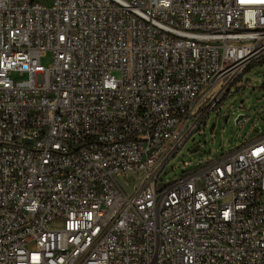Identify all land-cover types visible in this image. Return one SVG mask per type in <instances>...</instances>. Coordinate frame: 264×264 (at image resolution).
<instances>
[{
    "label": "built area",
    "instance_id": "obj_1",
    "mask_svg": "<svg viewBox=\"0 0 264 264\" xmlns=\"http://www.w3.org/2000/svg\"><path fill=\"white\" fill-rule=\"evenodd\" d=\"M262 60L264 0H0V264H264V135L160 179Z\"/></svg>",
    "mask_w": 264,
    "mask_h": 264
},
{
    "label": "rangeland",
    "instance_id": "obj_2",
    "mask_svg": "<svg viewBox=\"0 0 264 264\" xmlns=\"http://www.w3.org/2000/svg\"><path fill=\"white\" fill-rule=\"evenodd\" d=\"M51 61V53L42 60L44 65ZM13 77L19 80L26 76L15 73ZM223 95L217 107L208 113L202 130L167 163L161 180H172L193 171L203 162L215 160L227 150L264 135V60L248 68ZM122 183L128 192L135 185V182Z\"/></svg>",
    "mask_w": 264,
    "mask_h": 264
},
{
    "label": "water",
    "instance_id": "obj_3",
    "mask_svg": "<svg viewBox=\"0 0 264 264\" xmlns=\"http://www.w3.org/2000/svg\"><path fill=\"white\" fill-rule=\"evenodd\" d=\"M241 119V118H240ZM239 121V120H238Z\"/></svg>",
    "mask_w": 264,
    "mask_h": 264
}]
</instances>
